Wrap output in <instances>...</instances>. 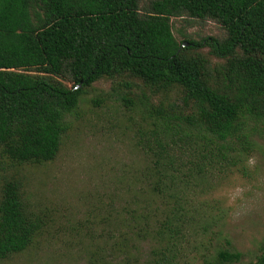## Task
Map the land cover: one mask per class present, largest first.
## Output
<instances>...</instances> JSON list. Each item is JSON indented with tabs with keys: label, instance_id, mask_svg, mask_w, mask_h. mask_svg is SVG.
<instances>
[{
	"label": "trees",
	"instance_id": "obj_1",
	"mask_svg": "<svg viewBox=\"0 0 264 264\" xmlns=\"http://www.w3.org/2000/svg\"><path fill=\"white\" fill-rule=\"evenodd\" d=\"M145 1L0 0V166L53 162L67 116L104 79L136 89L122 101L137 100L151 119L141 131L147 141L137 143L146 162L140 178L162 203L150 202L138 217L133 211L126 226L154 248L138 259L129 247L137 239L109 238L89 264H178L192 225L182 203L188 180L242 164L264 130V0ZM173 18L213 21L225 36L179 41ZM170 94L177 99L165 105ZM45 227L21 184L5 181L0 260L27 251ZM243 257L219 250L204 264H242ZM249 264H264V240Z\"/></svg>",
	"mask_w": 264,
	"mask_h": 264
},
{
	"label": "rangeland",
	"instance_id": "obj_2",
	"mask_svg": "<svg viewBox=\"0 0 264 264\" xmlns=\"http://www.w3.org/2000/svg\"><path fill=\"white\" fill-rule=\"evenodd\" d=\"M171 22L179 41L225 36L213 21L173 18ZM133 92L138 91L125 83L118 86L106 79L95 83L77 110L67 116L69 130L53 162L0 166V186L17 180L26 204L46 222L27 251L0 264H89L105 239L120 242L122 237L137 239L129 247L138 259L151 254L154 242L145 241L143 233L137 238L132 225L126 226L133 211L138 217L147 213L150 202L162 203L151 196L148 181L140 178L146 162L137 143L147 141L141 131L151 119L137 100L133 101L136 105L122 101ZM175 99L170 94L163 102ZM255 139L254 149L242 164L188 180V197L182 203L192 225L181 238L178 264H204L219 250L243 253L242 264L255 261L264 240V130ZM168 213L161 212L159 217Z\"/></svg>",
	"mask_w": 264,
	"mask_h": 264
},
{
	"label": "water",
	"instance_id": "obj_3",
	"mask_svg": "<svg viewBox=\"0 0 264 264\" xmlns=\"http://www.w3.org/2000/svg\"><path fill=\"white\" fill-rule=\"evenodd\" d=\"M186 46H187V44H186Z\"/></svg>",
	"mask_w": 264,
	"mask_h": 264
}]
</instances>
